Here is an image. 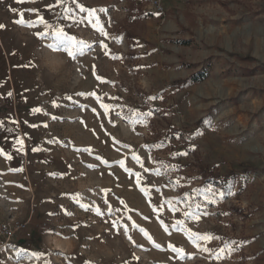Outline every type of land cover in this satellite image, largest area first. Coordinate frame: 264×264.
Here are the masks:
<instances>
[{
  "label": "rangeland",
  "instance_id": "1",
  "mask_svg": "<svg viewBox=\"0 0 264 264\" xmlns=\"http://www.w3.org/2000/svg\"><path fill=\"white\" fill-rule=\"evenodd\" d=\"M162 4L0 0V264H264V0Z\"/></svg>",
  "mask_w": 264,
  "mask_h": 264
},
{
  "label": "snow or ice",
  "instance_id": "2",
  "mask_svg": "<svg viewBox=\"0 0 264 264\" xmlns=\"http://www.w3.org/2000/svg\"><path fill=\"white\" fill-rule=\"evenodd\" d=\"M18 3L23 2V0H17ZM59 2H62V0H59ZM80 8L81 12L87 11L90 15L91 19H94L96 21V23L99 25L100 20L99 17L96 15L97 10L96 9H85L82 5H78ZM30 11H35V10H30ZM99 12H106L107 9L101 8L98 10ZM21 16V19L17 20L16 22L19 24H27L28 26H34V24L32 22H26L23 20V13L19 14ZM38 21L40 23H46L43 19V17H39L38 16ZM0 28H4V25L0 24ZM98 30H100L101 32H103V28L100 27ZM38 38H44L45 36H51V39L53 40V43H50L47 45V47H49L51 50L53 51H65L67 53V55L70 58L75 59L77 55H83L84 51L83 48H78L77 47V41L74 40L73 37H70L66 34V32L63 29L60 28H56L55 30L51 31V33L49 32H38L36 33ZM114 59L119 58V57H113ZM99 79V77H98ZM78 95H85L83 93H79ZM159 97L153 96V97H148L149 100H155ZM70 99V97H69ZM56 107H58L59 105H54ZM102 107L105 108V111L107 112L108 110V106L107 105H102ZM34 112H38L40 111V109H34ZM134 115H138L140 117H144V116H151L152 112L149 111L147 113H135ZM53 119H55V117H53ZM142 122V121H141ZM46 126V125H45ZM19 143V141L17 142ZM161 145H156V147H160ZM36 149H33V151H35ZM3 150L0 149V152H2ZM181 155H187V152H178V153H173V156H181ZM9 159H11V156L8 157ZM134 159H137V157H133ZM139 183V181H138ZM227 194H232L231 192L227 193ZM225 195V193H220V196L223 197ZM209 202H213V201H209ZM69 214V213H66ZM186 215L191 216V213H186ZM141 231H143V229H141ZM55 234V233H52ZM144 235L146 237H148L149 240H151L152 238L150 236H148V234L146 232H144ZM197 235V239L200 240H211L213 238H217L218 237H213L211 234H205V235H200V234H196ZM156 247H159V245H156ZM206 250V249H205ZM23 251V250H21ZM173 251H179L177 249H173ZM36 256H39L41 254H34ZM87 264V262H86Z\"/></svg>",
  "mask_w": 264,
  "mask_h": 264
},
{
  "label": "built area",
  "instance_id": "3",
  "mask_svg": "<svg viewBox=\"0 0 264 264\" xmlns=\"http://www.w3.org/2000/svg\"><path fill=\"white\" fill-rule=\"evenodd\" d=\"M163 0H147L151 8L159 13H163ZM27 229V222L9 219L0 223V238L9 241L22 234Z\"/></svg>",
  "mask_w": 264,
  "mask_h": 264
},
{
  "label": "trees",
  "instance_id": "4",
  "mask_svg": "<svg viewBox=\"0 0 264 264\" xmlns=\"http://www.w3.org/2000/svg\"><path fill=\"white\" fill-rule=\"evenodd\" d=\"M233 176H235V172H230V174H227L226 177L230 178V177H233Z\"/></svg>",
  "mask_w": 264,
  "mask_h": 264
}]
</instances>
